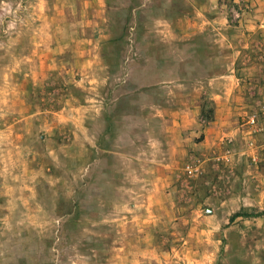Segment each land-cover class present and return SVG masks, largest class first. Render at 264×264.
Instances as JSON below:
<instances>
[{
    "label": "rangeland",
    "instance_id": "rangeland-1",
    "mask_svg": "<svg viewBox=\"0 0 264 264\" xmlns=\"http://www.w3.org/2000/svg\"><path fill=\"white\" fill-rule=\"evenodd\" d=\"M246 44L264 0H0V264H264V81L204 134Z\"/></svg>",
    "mask_w": 264,
    "mask_h": 264
},
{
    "label": "crops",
    "instance_id": "crops-1",
    "mask_svg": "<svg viewBox=\"0 0 264 264\" xmlns=\"http://www.w3.org/2000/svg\"><path fill=\"white\" fill-rule=\"evenodd\" d=\"M252 29L254 26H250ZM250 28V29H251ZM251 44H246L243 47L242 51L239 52V54L236 56L237 60L241 57L239 60H247L245 61L244 66L242 68L236 69L233 68L230 73H219L216 74V78H214L210 84H216L215 81L220 80L219 84L222 85V88H215L214 89V95L213 99L216 103L217 106V111H216V122L213 125H210L209 127H205L204 129V134L206 136V140H209L214 142L215 140L212 138L216 135L219 134V131L217 130L218 125H222V119H225L228 117L227 114L228 110H236L243 108L244 106L246 107L248 99L243 96V94H246L248 91V87L246 84L248 83L250 86L254 85L257 89H259L260 83L262 82L261 80L264 81V70H263V65L258 63L259 56L252 54V49L249 48ZM248 56V59L246 57ZM241 65V64H239ZM246 65V66H245ZM214 77V76H213ZM241 78V79H240ZM244 78V79H243ZM223 82H226L229 80L227 84H223ZM240 82H245L246 84H241ZM252 82V83H251ZM264 90V87L263 89ZM225 117V118H222ZM221 122V123H220Z\"/></svg>",
    "mask_w": 264,
    "mask_h": 264
},
{
    "label": "trees",
    "instance_id": "trees-1",
    "mask_svg": "<svg viewBox=\"0 0 264 264\" xmlns=\"http://www.w3.org/2000/svg\"><path fill=\"white\" fill-rule=\"evenodd\" d=\"M215 107L214 105L209 103H204L202 108V118L208 123H212L214 121Z\"/></svg>",
    "mask_w": 264,
    "mask_h": 264
},
{
    "label": "built area",
    "instance_id": "built-area-1",
    "mask_svg": "<svg viewBox=\"0 0 264 264\" xmlns=\"http://www.w3.org/2000/svg\"><path fill=\"white\" fill-rule=\"evenodd\" d=\"M249 121H250L251 124L255 125L256 122H257V119H256L255 116H252V117L249 119Z\"/></svg>",
    "mask_w": 264,
    "mask_h": 264
}]
</instances>
